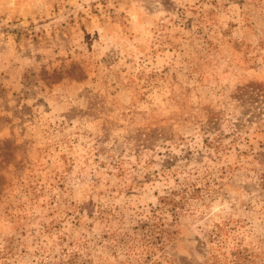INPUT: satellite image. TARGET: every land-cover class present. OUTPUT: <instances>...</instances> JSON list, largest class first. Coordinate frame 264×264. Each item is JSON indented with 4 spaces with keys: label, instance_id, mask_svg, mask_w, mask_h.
Wrapping results in <instances>:
<instances>
[{
    "label": "rangeland",
    "instance_id": "374dc122",
    "mask_svg": "<svg viewBox=\"0 0 264 264\" xmlns=\"http://www.w3.org/2000/svg\"><path fill=\"white\" fill-rule=\"evenodd\" d=\"M0 264H264V0H0Z\"/></svg>",
    "mask_w": 264,
    "mask_h": 264
}]
</instances>
